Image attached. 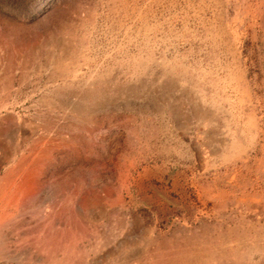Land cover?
Wrapping results in <instances>:
<instances>
[{"label":"rangeland","instance_id":"obj_1","mask_svg":"<svg viewBox=\"0 0 264 264\" xmlns=\"http://www.w3.org/2000/svg\"><path fill=\"white\" fill-rule=\"evenodd\" d=\"M0 264H264V0H0Z\"/></svg>","mask_w":264,"mask_h":264},{"label":"crops","instance_id":"obj_2","mask_svg":"<svg viewBox=\"0 0 264 264\" xmlns=\"http://www.w3.org/2000/svg\"><path fill=\"white\" fill-rule=\"evenodd\" d=\"M221 227L224 228L223 226H220L219 228H221ZM219 228H218V229H219ZM225 231H226V230H223V232H224V237H222V238H228L229 236H234L233 234L230 235V234H228V233H225ZM236 236H237V235H236ZM217 237H218V236H217Z\"/></svg>","mask_w":264,"mask_h":264},{"label":"bare ground","instance_id":"obj_3","mask_svg":"<svg viewBox=\"0 0 264 264\" xmlns=\"http://www.w3.org/2000/svg\"><path fill=\"white\" fill-rule=\"evenodd\" d=\"M217 257V256H216Z\"/></svg>","mask_w":264,"mask_h":264}]
</instances>
